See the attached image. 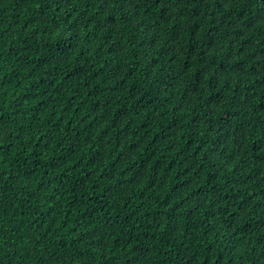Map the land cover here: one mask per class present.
Listing matches in <instances>:
<instances>
[{"label": "trees", "instance_id": "16d2710c", "mask_svg": "<svg viewBox=\"0 0 264 264\" xmlns=\"http://www.w3.org/2000/svg\"><path fill=\"white\" fill-rule=\"evenodd\" d=\"M0 264H264V0H0Z\"/></svg>", "mask_w": 264, "mask_h": 264}]
</instances>
